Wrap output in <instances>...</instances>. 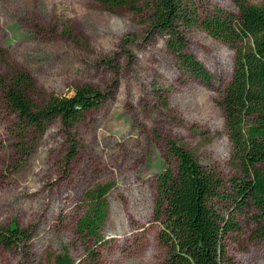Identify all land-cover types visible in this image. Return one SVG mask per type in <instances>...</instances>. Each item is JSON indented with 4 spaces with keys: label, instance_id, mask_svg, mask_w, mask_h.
I'll return each instance as SVG.
<instances>
[{
    "label": "rangeland",
    "instance_id": "1",
    "mask_svg": "<svg viewBox=\"0 0 264 264\" xmlns=\"http://www.w3.org/2000/svg\"><path fill=\"white\" fill-rule=\"evenodd\" d=\"M150 1L133 13L94 0H0V227L35 230L26 248H0V264H52L63 248L84 262L76 233L83 195L104 184L111 189L99 264H165L153 214L169 143L225 181L238 176L218 106L231 79L233 50L199 29L185 31L187 51L218 89L182 76L164 39L148 33ZM197 5L201 14L211 7L238 13L232 0ZM17 73L31 79L35 103L72 97L83 87L104 94L105 102L69 130L56 121L44 136L29 137L24 154L1 88ZM255 231L252 222L241 221V231L227 241L230 264H264V239Z\"/></svg>",
    "mask_w": 264,
    "mask_h": 264
},
{
    "label": "trees",
    "instance_id": "2",
    "mask_svg": "<svg viewBox=\"0 0 264 264\" xmlns=\"http://www.w3.org/2000/svg\"><path fill=\"white\" fill-rule=\"evenodd\" d=\"M94 1L107 9L139 13L144 0ZM232 1L237 14L219 7L201 14L197 0L146 2L151 11L148 33L164 39L182 76L208 90L218 89L211 72L187 51V30L199 29L234 52L231 79L218 106L238 176L225 181L192 152L169 143L167 162L155 180L153 214L161 225L158 238L167 250L165 264H230L227 241L241 231L242 220L257 227L254 237L264 239V0L260 5ZM1 88L8 109L16 116V144L24 154L28 153L29 137L44 136L56 121L69 130L85 113L105 102L104 94L83 87L72 97L53 96L35 103L29 93L32 81L23 73L12 76ZM110 189V184L98 185L83 195L84 211L76 233L84 244L85 261L75 262L63 248L54 254L52 264H99L98 247L106 241L103 230ZM34 232L18 223L2 226L0 248H26Z\"/></svg>",
    "mask_w": 264,
    "mask_h": 264
}]
</instances>
